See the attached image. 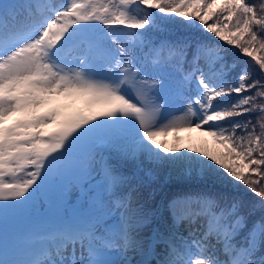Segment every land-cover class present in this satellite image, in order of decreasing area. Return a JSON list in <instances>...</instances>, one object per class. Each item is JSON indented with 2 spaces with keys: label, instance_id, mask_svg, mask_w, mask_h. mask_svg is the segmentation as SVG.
Instances as JSON below:
<instances>
[{
  "label": "snow or ice",
  "instance_id": "1",
  "mask_svg": "<svg viewBox=\"0 0 264 264\" xmlns=\"http://www.w3.org/2000/svg\"><path fill=\"white\" fill-rule=\"evenodd\" d=\"M160 172L196 181L166 216ZM0 264H264V0H0Z\"/></svg>",
  "mask_w": 264,
  "mask_h": 264
},
{
  "label": "trees",
  "instance_id": "2",
  "mask_svg": "<svg viewBox=\"0 0 264 264\" xmlns=\"http://www.w3.org/2000/svg\"><path fill=\"white\" fill-rule=\"evenodd\" d=\"M155 11V10H153ZM192 31H197L191 29L186 24L180 23V18H175L174 21L165 22L163 25V31H151L150 35L153 39L159 40H175L181 38L182 35L187 34ZM211 35V34H209ZM123 39V37H122ZM231 51V49H230ZM244 59H247L244 57ZM101 106L92 105L86 109L75 108L70 113L66 111H62L66 115H72L76 112H81L87 114L89 111L98 110ZM166 147L172 148H196L201 149L202 151H210V152H221L223 151V145L219 143L215 138L206 134V132L200 129L187 130L182 135V141L176 145L173 143H164ZM196 185V181H190L182 178L177 173H172L170 177L166 176V173L160 172L157 174V178L153 180L147 188L142 189V195L147 197L148 192L155 190V196L149 200V203L153 205V207H159L160 211L166 216L167 212L164 208V204L167 200L171 199L173 196L188 191L190 188H194ZM231 187V186H230ZM241 193H243L244 186L240 185ZM248 204L254 202V199L251 194L245 195L243 197ZM258 199V198H255ZM259 214V213H257Z\"/></svg>",
  "mask_w": 264,
  "mask_h": 264
},
{
  "label": "rangeland",
  "instance_id": "3",
  "mask_svg": "<svg viewBox=\"0 0 264 264\" xmlns=\"http://www.w3.org/2000/svg\"><path fill=\"white\" fill-rule=\"evenodd\" d=\"M41 2L42 3L48 2V0H41ZM51 2L60 4L63 2V0H51ZM82 101L85 103V106L90 105L88 103V101L82 97H71V98L61 97V98L53 99L50 102L46 103L40 109V111L43 112V111H46L50 108H58V109H66V112L70 113L72 111V108L79 106L82 103ZM176 107H178V106H176ZM175 114L180 115V112L177 111ZM18 115L19 114H16V115L10 117L8 119L7 123L11 124L13 122V120H15ZM189 129H191V128L181 127L178 130H167V131H164V132L157 134L154 138L156 139L157 143L169 142V143H173L174 145H176L182 141L183 131H186ZM181 231H183V229H181Z\"/></svg>",
  "mask_w": 264,
  "mask_h": 264
}]
</instances>
